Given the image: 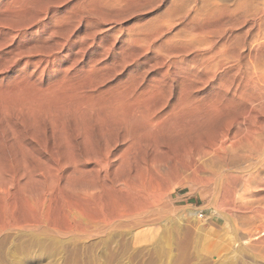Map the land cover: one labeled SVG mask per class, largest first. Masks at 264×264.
<instances>
[{
	"label": "rangeland",
	"instance_id": "obj_1",
	"mask_svg": "<svg viewBox=\"0 0 264 264\" xmlns=\"http://www.w3.org/2000/svg\"><path fill=\"white\" fill-rule=\"evenodd\" d=\"M236 1L237 0H228L226 4L229 3L232 5ZM223 2L225 1L0 0V40H6L5 42L7 43H0L1 46L2 44L4 45L2 46L3 48L0 46V62L2 63V65H4L9 64L8 61H10V66H3L7 69V71H5L6 69L2 70V65L0 66V69L2 68L0 71V88L3 85L2 88H4V90H10L13 87L15 88V85H17V87L20 86L21 88L24 85L23 87L28 89L31 87L30 90L35 89L34 91L37 93L39 98H41V95L43 94V99L45 98L44 100H46V104L44 103V100H42L41 105L43 106L40 105L41 107L37 108V111H39L40 113L36 111L34 115H27L25 111L26 109L24 110V107L22 106L13 107L14 110L15 108L19 110V112L15 110L17 113L13 110L14 114L12 113V111H8L12 108L6 110L7 112H9V115L7 112L3 111L4 109L0 107L2 111L0 112V118L3 117L2 121L0 119V169H2L0 171V173L2 172L0 177L3 176L1 177L3 179L0 178V207L3 208L0 210V215L2 214L0 218L2 219L3 216L7 223L23 220L24 217H27L29 213L31 214H29L30 217L35 216L33 207H30V204L27 205V201H25L29 197L26 196V198H22L21 196L23 195V197H25V195H29L30 197H32L35 193V186H32L34 184H42V179L43 181H46L44 182L45 185L42 184L40 185V187H38L42 190H47L45 191L47 195H50L49 193L53 191L51 193L52 196L50 195V198L49 196H47V201L48 199H50L49 201H52V204H54L52 205L51 203H46V206H48L46 207V209H49L47 215L50 218H47L49 221L46 219V222L42 227L35 225L36 227H38V229L41 227L38 230L39 232L36 231L37 228L35 226L34 227L36 230L33 226L26 227L23 222H16L17 224L14 223L15 227L11 226L9 227V229L6 228V230L1 229L3 227L0 224V264H264V189H259L257 191V194H259L256 195V200L249 204L250 208L249 206L245 209L234 206L232 207L231 205L229 206V202L227 200L225 201V198L222 195V191H218V187H216L217 185L213 183L215 181L206 180L205 178H203V175L201 173L194 174V177L192 168H188L190 154L193 153L195 149L199 147V145L201 146L202 144L212 143L216 135L219 134L218 131L220 132L227 124L229 118L232 117L233 111L226 110L231 114L227 115L228 112L224 110L225 112L222 113H226L225 115L218 113L213 115L209 119L198 121V124L196 122L189 123L190 125L186 124L185 126L178 128V130L175 132L166 133L168 137L165 133L161 134L157 138V144L159 145V147L156 148V152L149 149L152 147L151 145L154 144L151 140L146 138L147 140L145 139V141L144 138L137 136V126L133 125V123H130L132 126L130 125L128 127L129 123L128 125H126L127 123H122V125L118 120L113 119V121L111 120V126L110 123L103 124L100 119L97 118L98 114V117H100L99 111L101 112L100 106H102V104H107V102L110 101L116 102L119 101V99H121V101H124V103L126 101V103H131L132 101V105L130 103L129 105H126V110H129L128 108H133V106H135L134 108H137L141 113L144 111L148 112L149 115L147 113L145 114L144 112V114L146 115L145 117L152 116L149 112L153 110L152 112L155 111L154 113H152L154 114L153 116L159 115V117H165L166 120H174L180 118V113H178L179 109L177 111L175 110L177 107H179L177 105H183L185 103L192 105H203V101L206 102L209 98H211V96L216 97L218 95V97H220V93L218 92L219 90L217 88V84L221 80L219 70L217 71V74L213 75L211 72V74L209 73V69L206 71L205 64L208 60H205L204 58L213 54L211 51L214 52V48V53H217L220 47L221 41L219 40L222 39V35L220 34L222 33V27L221 20L219 22L220 11L218 10H220L219 7L223 4ZM262 2L263 0H255V3L259 6ZM216 7H218V9H216L214 13L210 14V10ZM36 13L37 15H35ZM245 24H247V22L242 24L241 26H238L236 29H234L233 32L235 33L244 31V29L246 28ZM12 34L15 35L12 36ZM250 34L247 35V40L250 39ZM211 38L214 39V41H211ZM207 39H209L208 41H210V43L207 42ZM249 41L250 40H248V42ZM48 53L52 57H50ZM52 54H54V56ZM217 56L218 55L215 54V57L211 60H216ZM36 66H38L39 68L36 69ZM186 69H188V71ZM185 71H187V74ZM183 72L187 77L183 75ZM24 74L26 76H24ZM19 75L23 78L25 77V81L28 76L29 80L27 79L28 82L26 83H36L34 85L35 87L33 88L32 84V86L30 84V86H25V81L23 80V78L19 77ZM32 75H34V77L37 75L38 78L35 77V79ZM205 75L208 76V79ZM64 76L66 80H64ZM182 76L186 77V79H191L192 82L190 80L188 81V79L184 80V77L182 78ZM193 76L198 78L195 79L193 78ZM17 77H19L18 80ZM58 77L63 79L65 83L67 81L69 85H67L66 83L67 87L65 86L64 88L63 85H65V83L60 84V82H63V80L61 79L60 82H57L59 81ZM56 78L58 79L56 80ZM31 79L32 82H29ZM37 79L40 80L37 81ZM209 79L212 81H210ZM71 80H73L72 83H70ZM5 81L9 85L4 83ZM16 81L18 84L16 83ZM18 81H22L23 83H20ZM51 82L52 86L59 84L56 85L57 87H55L58 89L63 88L62 90L64 96H66L67 94L68 96H70L69 94L74 92V95H71H73L72 97L75 98L71 99V96H66L63 98L62 91H58V93L60 92V95L57 94L56 90L54 91L53 89H51V91H54V93L56 92V95L53 93V102H48L47 99L49 100L50 97H52V92L47 88L49 87V84H51ZM55 82L56 84L53 85ZM189 82H191L192 87L191 84H188ZM200 82L203 83L200 84ZM1 83H4L5 86ZM47 83L49 84L47 87H45ZM70 84H73L72 86L76 84L74 87L76 88V86H78L77 89L80 86V91L78 92V90H69L70 88L68 86H70ZM61 85L62 87L59 88L58 86ZM52 86L49 88H52ZM66 88L68 89L67 92ZM188 88H190L189 92L187 90ZM44 89H47V91H44ZM141 89L145 90L141 91ZM181 89L183 91L186 90L184 94L186 96L185 98H183V95H179L180 91L181 94L184 93ZM4 90L0 91L5 92L6 90ZM8 90L6 92H8ZM40 90H43L42 92H45L46 96H48L44 97L45 94L42 92H40L42 94L39 95L38 93ZM70 91L71 93H69ZM154 91H156L157 93H155ZM76 92H78V95L76 94L77 97L75 96ZM143 92H145L147 95ZM84 93H88V95L92 94L90 95L91 100L95 98L93 100L98 101H91L89 99L90 96L87 95L86 97ZM133 93L137 94L136 96L139 102L137 101V98ZM127 94L130 97H126V99L121 96H127ZM110 95L114 96L115 99ZM116 95L118 97L120 96L121 98H116ZM179 96L180 99H178ZM79 97L81 100V102L79 103L81 105L75 103L76 101H79L75 100L79 99ZM108 97L111 99H109ZM201 97L203 98L200 99ZM58 98L59 101L61 99V102L66 101L67 107H70L69 110H73L74 113L69 110L67 111L68 108L66 109V104L64 102H62L63 105L62 103L60 104V102H55L58 101ZM62 98L64 100H62ZM182 98L185 100H183ZM189 98L192 99L188 100ZM127 99L129 100V102ZM67 100H69L70 105L67 103ZM195 100H198V104ZM91 102H93V104ZM140 102L145 106L147 105L148 108L140 104ZM71 103H74V107L73 104L71 105ZM84 103H86L85 105H93L91 106V108H94V110L91 109L88 105L85 107L82 106L84 105ZM174 104L177 105L175 106ZM48 105H50L49 108H51L52 111H50L51 109L49 110L48 107L46 108V106ZM58 105H62L64 108H62V106L57 107ZM141 105L143 107H141ZM77 106L80 107L78 108ZM55 107L57 108V110ZM76 107L81 110L78 111L80 115V112L82 111L85 113H91L89 116L91 118H89L87 117L88 113L84 114L82 112L81 116H84V119L82 117L79 119L81 121L84 120L82 121L83 126L80 124V120H77L79 114L76 116L77 112L75 111L78 110ZM172 107L175 109H173ZM191 107L190 108L193 109V106ZM22 108L23 110H21ZM53 108L55 110H53ZM59 108L60 110H58ZM159 108L161 109L159 110ZM96 109L98 113H96ZM171 109L175 110L174 113L173 111H170ZM20 110L22 111V113ZM63 110H65L66 112ZM90 110H92V112ZM157 110L159 111L157 112ZM45 111L46 115H44ZM49 111H54L55 114L54 112L50 114ZM23 112H25L26 116ZM69 112H71L74 116H72L71 114L70 116ZM2 113L4 115L7 114L9 117L5 115L7 118L6 119ZM11 113L13 114V116ZM37 113L42 115V117H38V121L36 120L37 117L35 118V116L38 115ZM47 114H49L48 117L52 116V114H57V118H59V116H62L61 118H59L61 121L63 120L62 118L65 117L63 120V124H60V120H58V123L55 124V122H57L56 116H52V118L55 120L54 122L51 117L50 119L47 118ZM43 115L46 118H43ZM226 115L227 117H231L227 118L225 117ZM11 116L14 119L11 118ZM16 116L19 119L17 121H15L17 119ZM31 116H34L33 118H35V122H33V118ZM260 116L261 115H259L257 120H261V118H263L262 116ZM27 118H29V120ZM42 118L44 119V122ZM71 118L72 121L74 118V122H71V120H69ZM213 118L216 120H212ZM20 119L21 121L23 120V122L26 119L24 122L25 124L23 122L22 124ZM45 119H48L47 122H50L52 119L53 123H47L49 124L47 125ZM29 122H31V125L29 124ZM36 122L38 124L40 123V125L37 124L36 126ZM75 122H77L76 125ZM27 123L30 126L27 125ZM11 124L13 127L10 126ZM32 124L35 127H32ZM25 125L29 129V132L31 134H29L28 129L24 127ZM52 125H58V127L60 126L59 128L62 127L63 131H65L63 133L62 131L60 132L58 127L55 128V131ZM8 126L10 127L8 128ZM16 126L18 128L15 131ZM40 126H42L41 128L43 132L41 129H38L40 128ZM11 127L12 129L14 127L15 128L12 130ZM18 129L21 131L18 132ZM36 131L39 132V135L35 134ZM40 131L42 133H40ZM33 134H35L36 136H34ZM108 135L110 136L109 138ZM130 135L135 138V140L132 139ZM129 139L131 141L130 144L134 143L132 144V146L129 144ZM174 140H176L177 142ZM179 141L181 142L179 143ZM13 142L14 145L12 144ZM186 142L189 143V146L186 144ZM19 143H21L22 146ZM182 143V146L184 148H182L181 146ZM127 144L131 146V148L128 150H130L131 152L132 149L133 152H135V155L133 154V152L130 153L128 150H125L127 149ZM41 146H44L45 148ZM21 147L25 151H27L24 152ZM40 148H42L43 150H41ZM108 148L111 150L108 151ZM135 148L136 151H134ZM104 150L106 152H109V156H111L109 157V159H113L109 160L108 164V176L110 178L127 176L129 174V171H135L136 169L138 170L141 166H150L153 160L158 162L157 160L167 161V159H176L177 162L181 164V167L179 166L178 169H175L174 167L172 168L173 163H170V168H172L171 170H166V174L163 173L164 171L160 172L163 174H161L162 176L160 177V182L165 192L163 191L164 194L161 195L159 199L151 205L149 213L143 215L138 222H129V224L127 225L114 226L101 230L102 228L100 229V227L102 224L100 222L88 219V217L84 218L78 216V214L76 213L71 214L73 213L71 212V207L76 201H78V196L75 193H78L80 185L89 182L90 177L93 178L96 176L95 170H97L98 167L94 163L95 158H97L99 155L104 154V152H102ZM188 151H190L191 153L189 152L190 154H188ZM122 153H127L125 155L126 157ZM89 155H91L92 157ZM122 155L123 157H125L124 159ZM139 155L142 158H139ZM165 156L167 157V159ZM38 157L40 158V160L38 159ZM33 159H37L34 160L35 163L33 162ZM130 159L132 162L130 161ZM149 159L151 162L149 161ZM36 161L38 162L36 163ZM39 161H43V163L41 162V164L45 168H47V170L45 169V171L49 174L44 175V173L46 172H43L44 167L40 166L41 164ZM140 161L143 163H141ZM206 162L210 166V161L206 160ZM38 163L40 164V169H37L39 168L36 166L38 165ZM134 164L136 165V167L134 166ZM27 166H29V168ZM86 166L88 169L86 168ZM94 166L97 168L95 169ZM113 166H115L116 170H114ZM209 166L207 167L208 169L211 167ZM72 167L73 169L77 168V172H80L78 171V169H83L81 172L83 176L79 178L81 173L78 174L77 172H75V170L74 172H72ZM89 167L93 170V172L95 171V173H92V170L89 169ZM120 167H122V170L120 169ZM213 167L208 171L212 172ZM84 168L87 169V171L85 170L86 172L84 171ZM88 170L91 171V175L89 179H87L88 177L85 179L83 178L85 175L84 173L90 174V171ZM30 171L32 173L34 172V174H32ZM115 171L117 172V174L114 173ZM25 173L28 178L25 176ZM100 173L102 174V172ZM40 174L48 177L41 178L39 177L41 176ZM51 174L54 175L49 177V175ZM25 177L27 178L26 180ZM30 178H32L31 182L33 179H35V182L33 181L30 184L27 181ZM36 178L38 180L41 179L39 180L40 182L37 181L38 183H36ZM76 178L78 179L77 183ZM4 179L6 181H3ZM8 179L10 182L7 181ZM23 179L24 183L27 182L29 184L26 183V185L24 186V183L22 181ZM80 179H85V183L82 180L80 181ZM176 180H180L182 182L181 186H179L175 191H170L169 188L171 184L175 183ZM1 181H3L4 183L2 182L1 184ZM50 181L52 183L55 182V184H53L55 186H53L54 190H51L52 187H49ZM66 181L67 183L69 181V183L64 184ZM79 181L81 184L79 183ZM11 182L14 183L12 184V186ZM18 183L21 185H19ZM48 183L49 186H47ZM73 183L75 185H73ZM15 185L16 187L18 186V192L23 193L20 194V196L15 189ZM4 186L8 187L6 188ZM58 186L60 189L58 188ZM64 186L66 189L62 188ZM19 187H22V191H19ZM67 187L68 189L70 188L69 191ZM4 188L6 189L4 190ZM27 188H29L28 191L30 192H27ZM55 188H58L57 191ZM103 188L104 189H102L100 194V197L103 199H100L101 201L104 200L108 208H110L111 204L107 203L108 194H106L107 192H110V189H106L105 187ZM13 189H15L14 191H16L17 193H14ZM31 190H33L34 192L33 195H30L32 193ZM48 190L51 191H49L48 193ZM6 191L8 192L7 194ZM24 192H27L29 194ZM54 192H56V194ZM10 194L12 197H9ZM16 194H18L19 197ZM63 194L67 195L68 198ZM70 195H74L77 200L75 197V199L72 197L74 199L73 200ZM16 196L17 199L16 201H14V198H16ZM7 197L9 199H7ZM52 197L54 200L52 199ZM65 197L67 199L71 198V201H73V203L70 200L69 202L71 203H69L67 199H65ZM55 198H58V201L57 199L55 201ZM20 199L25 203H23L22 201L21 203ZM9 200H11L10 203ZM101 201V205L105 204ZM7 202L8 204H6ZM55 202H57L59 206L55 205ZM17 204L18 206L15 207V205ZM19 204H24L22 206H25V208L19 206ZM69 204L71 207L69 206ZM55 206H58L59 209L61 208L60 210H62L63 213L60 210H57L58 207L56 209L58 212L54 211ZM62 206H64V208ZM107 206L104 205L103 207L105 208ZM31 208L33 210H31ZM50 208H52V210H50ZM22 209L27 214L25 212H22ZM29 210L31 212H29ZM87 212H91L92 215L97 213L95 209H89ZM16 213L18 216L16 215ZM21 213L26 215L24 216ZM49 213H51L52 216L56 215L57 213V215L53 217L55 218L54 222H57L55 223V225L54 223L52 224L53 218L51 219V215ZM60 213L64 214V219L61 218L62 214ZM6 215H8L7 218L9 217V221L6 218ZM65 217L67 220H69H65ZM57 218H59L60 220ZM4 219L0 221V223L2 222V225L5 222ZM11 219L12 221H10ZM56 219L58 221H55ZM66 221H71L70 224L74 228H70V225H68L70 229L67 228V226L65 227V225L68 224ZM76 221H79V224H76ZM90 221L93 225H91ZM93 221L95 222V226H98L97 228H94L95 226ZM47 222H49V224ZM46 223L48 225H46ZM58 224H60V226ZM84 224H87L85 230ZM52 225L53 227H55H51ZM61 225L64 228H61ZM48 226L50 229L53 228V231H49V229H47ZM16 227L18 231L12 229H16ZM29 227H31V230L28 229ZM43 227H45V229ZM57 227L60 228L58 229ZM78 227H83V229L79 230ZM87 228L90 229L87 230ZM32 229L35 231H32ZM56 229L58 230L56 231ZM68 229L72 232H75H68ZM78 231L81 233H79ZM88 231H92L93 233H90ZM43 233H45V235Z\"/></svg>",
	"mask_w": 264,
	"mask_h": 264
},
{
	"label": "bare ground",
	"instance_id": "obj_2",
	"mask_svg": "<svg viewBox=\"0 0 264 264\" xmlns=\"http://www.w3.org/2000/svg\"><path fill=\"white\" fill-rule=\"evenodd\" d=\"M223 1H225V2H223V4L219 7L220 8V10H218V11H220V19H219V22H220V20H221V29H222V33H220L221 35H222V39L221 40H219V41H221V44H220V47H219V49H218V51H217V53H214L215 52V48H214V52L213 51H211L213 54H211L210 56H206V58H204L205 60H210L209 62L208 61H206L207 63L205 64V69H206V71L208 70L209 71V73L211 72L212 73V75L213 74H217V71L219 70V74H220V78H221V80H220V82L217 84V88H218V92L220 93V97H218V95H217V93H216V97H214V96H211V98H209L206 102H204L203 101V105H192V104H187V103H185V104H179V105H177V106H179V107H177L176 109L175 108H173L174 107V105H173V109H175L176 111L178 110V113H180V118L178 119H168V120H166V118L164 117V118H162V117H159V115L158 116H153L154 114H152V113H154V112H152V111H150L149 113L152 115V116H150V117H145L146 115V113L148 114V112H145L144 110H141V111H144L145 112V114H144V112H140V111H138V109L137 108H134L135 106H133V108L132 107H130V108H128L129 110H126V105L128 104L129 105V100H128V102L129 103H124V101H121V99H119V101H114V102H107V104L105 103L104 105L102 104V106H100L101 107V112L99 111V113H100V117H98L99 116V114H98V116H97V118H99L100 119V121L103 123V124H108V123H110L111 124V126H112V123H111V120L113 121V119H116V120H118L119 122H120V124H122V123H127L126 125H128V123H129V125H128V127L131 125L130 123H133V125H136L137 126V130H136V132H138V135L137 136H140V137H142V138H144V140L147 138V139H149V140H151L154 144L153 145H151L152 147L151 148H149V149H151L152 151H155L156 152V148H158L159 147V145L157 144V138L161 135V134H163V133H171V132H175V131H177L178 130V128H180V127H183V126H185L186 124H189V123H197L198 121H201V120H206V119H209V118H211L213 115H215V114H222V115H225V114H223L222 112H225L226 110H231V111H233V115H232V117L231 116H229V117H231V118H229V117H227V115H229L230 113L228 112V111H226V112H228L227 113V115L225 116V117H227V118H229V120L227 121V124L225 125V127L219 132L218 131V135H216V137L214 138V140L212 141V143H210V144H202L201 146L199 145V147H195L196 149H195V151L193 152V153H191L190 151H188V154H190V156H189V158H190V161H189V165H188V168H192V173H193V176H194V174H197V173H201L202 175H203V178H205L206 180H212V181H215V182H213L214 184H216L215 186L216 187H218L217 189H218V191L219 190H221L222 191V195H223V197L225 198V201L227 200L228 202H229V206L231 205L232 207L234 206V207H240V208H247L248 206H249V204H251L254 200H256L255 198H256V195H258L257 194V191L259 190V189H264V0H263V2L261 3V5L259 6V5H257L256 3H255V0H237L234 4H229V3H227L226 4V2L228 1V0H223ZM95 5V4H94ZM98 5V4H97ZM216 9H218V7H216V8H212V10H210L211 11V13L210 14H212V13H214L215 12V10ZM18 12V11H17ZM40 14V13H39ZM25 15V14H24ZM35 15H37V13L35 14ZM13 16H14V14H13ZM35 17V16H34ZM6 19V18H5ZM4 20V19H3ZM13 20V19H12ZM8 21V20H7ZM24 22V21H23ZM247 22V24H245L246 25V28L244 29V31H242V32H233L234 31V29H236L238 26H241L242 24H244V23H246ZM28 24V23H27ZM29 25V24H28ZM27 26V25H26ZM25 26V27H26ZM25 27H23V28H25ZM243 27H245V26H243ZM18 29V28H17ZM16 29V30H17ZM25 30V29H24ZM24 30H23V32H24ZM241 30V29H240ZM19 31H20V29H19ZM14 32V31H13ZM193 32V31H192ZM251 33V34H250ZM22 34V33H21ZM25 34V33H24ZM57 34V33H56ZM248 34H250L251 35V37H250V39H248V40H250L249 42H248V40H247V35ZM13 35H15V34H12V36ZM13 38V37H12ZM16 38V37H15ZM219 38H220V36H219ZM218 38V39H219ZM210 39V38H209ZM209 39H207V42L208 43H210V41H208ZM214 41V39H212L211 38V41ZM246 40H247V42H246ZM1 42L0 43H2V42H5L4 40L2 41V40H0ZM206 42V43H207ZM6 43V42H5ZM205 43V44H206ZM212 43H214V42H212ZM7 44V43H6ZM213 45V44H212ZM211 45V46H212ZM1 46V45H0ZM2 46H4L3 44H2ZM1 46V47H2ZM205 46H207V45H205ZM219 46V45H218ZM213 47V46H212ZM212 47H210V48H212ZM3 48V47H2ZM168 49V48H167ZM62 51V50H61ZM49 54V53H48ZM56 54H58V53H56ZM215 54L216 55H218L217 56V59L216 60H211V59H213L214 57H215ZM50 55V54H49ZM53 56H54V54H52ZM48 56V55H47ZM55 56H57V55H55ZM45 57V56H44ZM50 57H52L51 55H50ZM49 57V58H50ZM46 59V58H45ZM39 61V60H38ZM9 62V64H10V61H8ZM1 63V62H0ZM46 63H47V61H46ZM9 64H4V65H2V63L0 64V66L3 68H1L2 70H4V69H6V68H4L5 67V65L7 66V65H9ZM30 64V63H29ZM96 64V63H95ZM42 65V64H41ZM43 65H44V63H43ZM201 65V64H200ZM4 66V67H3ZM10 66V65H9ZM8 66V67H9ZM28 66V65H27ZM198 66V65H197ZM196 66V67H197ZM202 66V65H201ZM204 66V65H203ZM200 67V66H199ZM26 68V67H25ZM37 68H39L38 66H36V69ZM201 68V67H200ZM200 68H198V69H200ZM1 69H0V71H1ZM26 70V69H25ZM64 70V69H63ZM177 70H179V69H177ZM187 71H188V69H186ZM190 70V69H189ZM192 70V69H191ZM195 70V69H194ZM204 70V69H203ZM5 71H7V69L5 70ZM187 71H185L186 72V74H187ZM199 71V70H198ZM21 72H22V70H21ZM26 72V71H25ZM34 72V71H33ZM36 72V71H35ZM46 72V71H45ZM65 72V71H64ZM63 72V73H64ZM177 72V71H176ZM191 72H193V71H191ZM197 72V71H196ZM18 73V72H17ZM28 73V72H27ZM44 73V72H43ZM63 73H62V75H63ZM206 73V72H205ZM210 73V74H211ZM22 74V73H21ZM65 74V73H64ZM182 74V73H181ZM209 74V75H210ZM28 75V74H27ZM29 75H30V73H29ZM28 75V76H29ZM179 75V74H178ZM183 75H185L184 74V72H183ZM208 75V74H207ZM23 76V75H22ZM24 76H26L25 74H24ZM28 76H27V79H28ZM33 76V78H35V77H37V75L34 77V75H32ZM186 76V75H185ZM206 76V75H205ZM215 76H217V75H215ZM219 76V75H218ZM16 77V76H15ZM14 77V78H15ZM19 77H21L20 75H19ZM19 77H17V80H18V78ZM62 77V76H61ZM67 77V76H66ZM184 76H182V78H183ZM187 77V76H186ZM186 77H184V80L186 79ZM191 77V76H190ZM207 77V79H208V76H206ZM13 78V79H14ZM21 78H23V77H21ZM29 78H31V77H29ZM32 78V79H33ZM38 78V77H37ZM59 78V81H57V82H60V77H58ZM58 78H56V80L58 79ZM64 78H65V76H64ZM68 78V77H67ZM193 78H198V77H194L193 76ZM193 78H192V80H193ZM210 78H212V77H210ZM10 79V78H9ZM16 79V78H15ZM25 79V77L23 78V80ZM26 79V81L24 82V84L26 83V82H28V80ZM32 79L29 81V82H32ZM36 79V78H35ZM35 79H34V81H35ZM41 79V78H40ZM40 79H37V81L38 80H40ZM188 79V78H187ZM186 79V80H187ZM19 80H21V79H19ZM55 80V79H54ZM61 80H63V79H61ZM64 80H66V78L64 79ZM63 80V82H60V84L61 83H65V81ZM70 80V79H69ZM68 80V81H69ZM191 81V79H188V81ZM210 80V79H209ZM214 80V79H213ZM12 81H14V80H12ZM33 81V82H34ZM52 81V80H51ZM72 81L73 80H71L70 81V83H72ZM195 81H197V80H195ZM198 81H199V79H198ZM210 81H212V80H210ZM9 82V81H8ZM18 82H20V83H23L22 81H18ZM53 82V81H52ZM52 82H51V84H49V83H47L46 85H45V87H47L48 86V84H49V87H51L52 86ZM77 82V81H76ZM192 82V81H191ZM191 82H189L188 84H191ZM194 82V81H193ZM4 83H6V84H8L6 81L4 82ZM4 83H1V84H4ZM10 83H11V81H10ZM16 83H17V81H16ZM19 83V84H20ZM35 83V82H34ZM41 83V82H40ZM39 83V84H40ZM66 83H67V81H66ZM66 83H65V85H63V87L65 88V86L67 87V85H69L68 83H67V85H66ZM203 83V82H202ZM201 82H200V84H202ZM205 83H207V82H205ZM205 83H204V85H205ZM213 83V82H212ZM13 84V83H12ZM18 84V83H17ZM33 85V88L35 87L34 85L36 84H33V83H26L25 84V86L26 85ZM56 84V82L53 84V85H55ZM9 85V84H8ZM21 85H23V84H21ZM29 85V86H30ZM31 85V86H32ZM56 85H59V84H56ZM55 85V86H56ZM62 85L61 86H58L59 88H61L62 87ZM73 84H70V86H72ZM76 84H74V86H75ZM79 85V84H78ZM82 85V84H81ZM4 86H5V84H4ZM16 87L14 88H12V89H10V90H8V92H6L5 90H4V88H2L3 87V85L1 86V88H0V90H4L5 92H1L0 91V107L2 108V109H4L3 111H5V112H7L6 110H8V109H11V110H8L9 112H11L12 111V113L14 114V111L15 110H17L16 108H15V110L13 109V107H16V106H22V107H24V110L26 111V114L27 115H34L35 113H36V111H37V108H40L41 106H43V105H41L42 103V100H44L43 99V94L42 93H44L45 94V92H42L43 90H40L39 91V95H41L42 97V99L41 98H39V96L37 95V93L34 91L35 89H33V90H30V88L28 89V88H25V87H23L22 86V88L19 86V87H17V85H15ZM38 86V85H37ZM41 86V85H40ZM55 86H52V88H49V87H47L48 89H50V91H51V89H53L54 91L56 90L57 91V94H60V92L58 93V91L60 90V91H62V97L64 98V97H70L71 96V99H74L75 97H72L74 94V92L73 93H71V91L69 92V93H71V94H73V95H71V94H69L70 96H68V94L66 95V96H64V93H63V88L62 89H58V88H56ZM70 86H68L70 89L69 90H78V92L80 91L79 90V88L81 89V87L79 86V88L77 89V87L78 86H76V88L74 87V86H72V87H70ZM190 86V85H189ZM203 86V85H202ZM43 87V86H42ZM56 88V89H54V88ZM73 87H74V89H73ZM183 87V86H182ZM181 87V88H182ZM191 87H192V84H191ZM190 87V88H191ZM214 87V86H213ZM10 88H11V86H10ZM44 88V87H43ZM42 88V89H43ZM153 88H155V87H153ZM190 88H188L187 90H188V92H189V90H190ZM36 89H37V87H36ZM67 89V88H66ZM185 89V88H184ZM47 91V89H44V91ZM145 90V89H144ZM144 90H142L141 89V91H144ZM151 90H152V88H151ZM154 90V89H153ZM158 90V89H157ZM182 90V89H181ZM54 91H51L52 93V97H50V99L49 100H51V98H52V100L51 101H49L48 99H47V101L48 102H53V98H54V94L56 93H54ZM64 91H65V89H64ZM68 91V89L66 90V92ZM83 91H84V89H83ZM183 91V90H182ZM38 92V91H37ZM40 92H42V93H40ZM48 92H49V90H48ZM78 92H76L75 93V96L77 97V95H78ZM122 92V91H121ZM129 92V91H128ZM146 92V91H145ZM145 92H143V93H145ZM155 93H157L156 91H154ZM153 92V93H154ZM184 93H182L181 94V91H180V94L179 95H183L184 97L183 98H185L186 96L184 95L185 94V92H186V90L185 91H183ZM187 92V93H188ZM211 92V91H210ZM54 93V94H53ZM138 93V92H137ZM154 93V94H155ZM206 93V92H205ZM218 93V94H219ZM48 94V93H47ZM50 94V93H49ZM77 94V95H76ZM85 94V93H84ZM121 94V93H120ZM132 94V93H131ZM133 94H135V93H133ZM146 94V93H145ZM151 94V93H150ZM207 94V93H206ZM56 95V94H55ZM61 95V94H60ZM86 95V97H87V95H88V93L87 94H85ZM90 95H92V94H90ZM90 95H88V96H90ZM137 94H135L134 96L137 98V96H136ZM147 95V94H146ZM187 95V94H186ZM189 95V94H188ZM202 95V94H201ZM48 96V95H47ZM46 96V94H45V96L44 97H47ZM82 96V95H81ZM111 96V95H110ZM124 99H126V97H130V96H128V94H127V96L126 95H121ZM145 96V95H144ZM196 96V95H195ZM210 96V95H209ZM56 97V96H55ZM83 97V96H82ZM86 97H85V100H86ZM93 97H96V96H93ZM112 98H114V96H111ZM118 96L116 95V98H117ZM139 97V96H138ZM148 97V96H147ZM146 97V98H147ZM151 97V96H150ZM198 97H200V96H198ZM213 97V98H212ZM62 98V100H64ZM100 98V97H99ZM109 98V97H108ZM118 98H121L120 96L118 97ZM122 98V99H123ZM132 98V97H131ZM182 98V99H183ZM196 98V97H195ZM203 97H201L200 99H202ZM207 98V97H206ZM67 99V98H66ZM90 100H91V96H90V98H89ZM88 99V100H89ZM93 99H95V98H93ZM92 99V100H93ZM109 99H111V98H109ZM108 99V100H109ZM115 99V98H114ZM135 99V98H134ZM154 99V98H153ZM178 99H180V96H179V98ZM177 99V100H178ZM181 99V100H182ZM190 99H192V98H189L188 100H190ZM75 100H79V101H76L75 103H78L79 105H81L79 102H81V100H80V97H79V99H75ZM84 100V99H83ZM84 100V101H85ZM91 100V101H92ZM183 100H185V99H183ZM194 100V99H193ZM192 100V101H193ZM198 100H199V98H198ZM198 100H195V101H197V104H198ZM204 100V99H203ZM206 100V99H205ZM68 102V104H69V100H67ZM74 101V100H73ZM83 101V102H84ZM94 102L96 101V100H93ZM98 101V100H97ZM96 101V102H97ZM137 101H138V98H137ZM136 101V102H137ZM191 101V102H192ZM46 102V100H44V103ZM47 102V103H48ZM55 102H57V103H59L60 102V104L62 103V102H64L65 104H66V101H62L61 102V99H60V101H59V98H58V101H55ZM83 102H82V104H83ZM87 102V101H86ZM102 102V101H101ZM133 102H135V101H133ZM139 102V101H138ZM201 102V101H200ZM92 104H93V102H91ZM131 103H132V101H131ZM130 103V104H131ZM176 103V102H175ZM193 103H195V102H193ZM46 104V103H45ZM65 104H64V106H65ZM73 104V107H74V103H71V105ZM86 103H84V105H82V106H87V105H85ZM135 104V103H134ZM139 104V103H138ZM138 104H137V106H138ZM140 104H142L143 105V103H141L140 102ZM139 104V105H140ZM149 104V103H148ZM41 105V106H40ZM51 105V104H50ZM50 105H48V106H46V108L48 107H50ZM55 105V104H54ZM57 105V104H56ZM62 105H63V103H62ZM62 105H58L57 107H59V106H62ZM70 105V104H69ZM75 105H77V104H75ZM132 105V104H131ZM141 105V107H143V106H145V105H143L142 106ZM165 105H166V102H165ZM175 105V106H176ZM45 106V105H44ZM90 108H91V106H93V105H91L90 106V104L88 105ZM150 106V105H149ZM191 106H193V109H191L192 107ZM53 107V106H52ZM78 108L80 107V106H77ZM76 107V108H77ZM96 107V106H95ZM128 107V106H127ZM140 107V106H139ZM146 108H148V106L146 105L145 106ZM164 107V106H163ZM169 107V106H168ZM171 107V106H170ZM191 107V108H190ZM56 108V107H55ZM61 108V107H60ZM60 108L58 109V110H60ZM62 108H64L63 106H62ZM68 108V109H67ZM69 108L70 107H67V104H66V109H67V111L69 110ZM77 108V109H78ZM89 108V109H90ZM97 108V107H96ZM132 108V109H131ZM162 108V107H161ZM161 108H159V110L161 109ZM51 108H49V110H50ZM72 109H75V108H72ZM86 109V108H85ZM91 109H93L94 110V108H91ZM145 109V108H144ZM173 109H171L170 111L172 112L173 111V113H174V111L175 110H173ZM14 110V111H13ZM21 110H23V108L21 109ZM20 110V111H21ZM43 110V109H42ZM53 110H55L54 108H53ZM56 110H57V108H56ZM159 110H157V112L159 111ZM225 110V111H224ZM18 112H19V110H17ZM44 111V110H43ZM50 111H52V109L50 110ZM49 111V112H50ZM63 111H65V110H63ZM69 111H71L72 113H74V111L73 110H69ZM78 111H81L80 109H78V110H76L75 112H77V114H76V116L79 114V112ZM89 111V110H88ZM91 112H92V110H90ZM146 111H147V109H146ZM148 111H149V109H148ZM162 111H164V110H162ZM0 112H2L1 111V109H0ZM9 112H7L8 113V115H9ZM16 112V111H15ZM37 112H39V111H37ZM54 112V111H53ZM53 112H50V114L51 113H53ZM60 112V111H59ZM58 112V113H59ZM66 112V111H65ZM71 112H69V115L71 114L72 116H74ZM83 112V111H82ZM82 112H80L81 113V115H82ZM86 112H87V110H86ZM167 112H169V111H167ZM11 113V114H12ZM17 113V112H16ZM21 113H22V111H21ZM24 113V115H25V112H23ZM40 113V112H39ZM39 113H37L38 115L37 116H35V118H36V120L37 119H39L38 117H42V115H40ZM48 113V112H47ZM57 113V114H58ZM84 114H87L88 113V115H87V117H89L90 116V114L91 113H89V112H87V113H85V112H83ZM96 113H98L97 112V109H96ZM177 113V114H178ZM3 114V113H2ZM13 114H12V116H13ZM42 114V113H41ZM43 114H44V112H43ZM54 114H55V112H54ZM54 114H52V116L54 117V116H56V115H54ZM62 114V113H61ZM66 114V113H65ZM67 114H68V112H67ZM66 114V115H67ZM144 114V115H143ZM157 114V113H156ZM161 114V113H160ZM170 114V113H169ZM4 115V114H3ZM2 115V116H3ZM5 115H7V114H5ZM4 115V116H5ZM7 115V116H8ZM44 115H46V111H45V114ZM43 115V118L45 117ZM48 115L49 114H47V118L48 119H50V117L52 118V116H49L48 117ZM59 115V114H58ZM70 115V116H71ZM80 114H79V116L77 117V120H80L79 118H81L82 116H81ZM149 115V114H148ZM166 115V114H165ZM174 115H176V114H174ZM231 115V114H230ZM259 115H261L263 118H261V120H257V118L259 117ZM11 116V118H13ZM26 116V115H25ZM86 116V115H85ZM162 116V115H161ZM167 116V115H166ZM260 116V117H261ZM9 117V116H8ZM17 117V116H16ZM32 117V116H31ZM34 117V116H33ZM32 117V118H33ZM62 117V116H61ZM60 116H59V118H61ZM87 117H86V119H87ZM168 117H169V115H168ZM3 118V117H2ZM2 118H0L1 119V121H2ZM5 118H6V116H5ZM30 118V117H29ZM29 118H27L28 120H29ZM35 118H33L32 120H33V122H35ZM42 118V120H43V122H44V119ZM46 118V117H45ZM56 118H57V116H56ZM55 118V119H56ZM59 118H57V122H55V120H54V122H55V124H57L58 123V120H60ZM65 118V117H64ZM64 118H62L63 120H64ZM67 118H69V117H67ZM75 118V117H74ZM74 118H73V121H72V118L71 119H69V120H71V122H74ZM83 119H84V116L82 117ZM89 118H91V117H89ZM88 118V119H89ZM92 118H93V115H92ZM7 119V118H6ZM6 119H5V121H6ZM14 119V118H13ZM16 119V118H15ZM48 119H45L46 120V124L47 123H53L52 121V119H51V121L50 122H47V120ZM85 119V120H86ZM222 119V118H221ZM12 120V119H11ZM17 120H19L18 119V117H17V119L15 120V121H17ZM26 120V119H25ZM25 120H24V122H25ZM31 120V119H30ZM61 121L60 122V124L62 125L63 124V122L64 121ZM212 120H216V119H212ZM211 120V121H212ZM223 120V119H222ZM3 121H4V119H3ZM8 121V120H7ZM9 121H10V119H9ZM13 121V120H12ZM20 121H21V119H20ZM38 121V120H37ZM76 121V120H75ZM82 121H84V120H82ZM82 121L80 120L79 122H81L80 124L82 125L83 123H82ZM23 122V120L21 121V123ZM23 122V123H24ZM26 122H28V121H26ZM91 122V121H90ZM96 122V121H95ZM117 122V121H116ZM205 122V121H204ZM207 122V121H206ZM210 122V121H209ZM224 122V121H223ZM5 123H7V122H5ZM11 123V122H10ZM22 123V124H23ZM31 122H29V124H30ZM66 123H67V121H66ZM25 124V123H24ZM28 123H27V125H29ZM34 124V123H33ZM33 124H32V127H35V126H33ZM37 122H36V126H37ZM45 124V125H46ZM49 124H47V125H49ZM74 124V123H73ZM77 124V122H75V125ZM89 124V123H88ZM198 124V123H197ZM7 125H9V124H7ZM31 125V124H30ZM29 125V126H30ZM38 125H40V123L38 124ZM44 125V124H43ZM96 125H98V124H96ZM102 125V124H101ZM123 125V124H122ZM125 125V124H124ZM190 125V124H189ZM10 126H12V124L10 125ZM10 126H8V128L10 127ZM19 126V125H18ZM78 126V125H77ZM83 126V125H82ZM85 126V125H84ZM87 126V125H86ZM90 126V125H89ZM132 126V125H131ZM135 126V127H136ZM13 127V126H12ZM12 127H11V129H12ZM21 127V126H20ZM19 127V128H20ZM23 127V126H22ZM24 127H26V125L24 126ZM39 127V126H38ZM42 126H40V128H38V129H41L42 130V128H41ZM52 127H54L53 129L56 131V127H58V125H52ZM60 127V126H59ZM58 127V129L60 130V132L62 131V133L65 131H63V129H62V127L61 128H59ZM104 127V126H103ZM15 128V127H14ZM13 128V129H14ZM17 126H16V129H15V131L17 130ZM64 128V127H63ZM76 128V127H75ZM90 128V127H89ZM131 128V127H130ZM10 129V130H11ZM12 129V130H13ZM23 129V128H22ZM25 129V128H24ZM26 129H28L27 127H26ZM31 129V128H30ZM34 129V128H33ZM43 129H44V127H43ZM47 129V128H46ZM53 129H52V131H53ZM62 129V130H61ZM36 130V129H35ZM58 130V131H59ZM86 130H88V129H86ZM19 131H21V130H19L18 129V132ZM23 132V131H22ZM25 132V131H24ZM28 132H29V129H28ZM34 132V131H33ZM37 132V131H36ZM35 132V134H37V135H39V132H37L36 133ZM42 132H43V130H42ZM41 131H40V133H42ZM101 133V132H100ZM108 133V132H107ZM214 133H216V132H214ZM5 134V133H4ZM26 134H27V132H26ZM29 134H31L30 132H29ZM35 134H33L34 136H36ZM55 134V133H54ZM66 134V133H65ZM65 134H62V135H65ZM103 134H104V132H103ZM106 134V133H105ZM109 134V133H108ZM128 134H129V132H128ZM164 134V135H165ZM59 135V134H58ZM110 135V134H109ZM108 135V138L110 137ZM173 135V134H172ZM20 136V135H19ZM24 136V135H23ZM43 136V135H42ZM103 136V135H102ZM166 136H167V134H166ZM180 136V135H179ZM10 137H12V136H10ZM16 137V136H15ZM15 137H13V138H15ZM30 137V136H29ZM32 137V136H31ZM41 137V136H40ZM40 137H38V138H40ZM61 137V136H60ZM130 137H132L131 135H130ZM168 137V136H167ZM181 137V136H180ZM28 138V137H27ZM62 138V137H61ZM66 138V137H65ZM107 138V139H108ZM212 138V137H211ZM34 139V138H33ZM36 139V138H35ZM42 139V138H41ZM126 139V138H125ZM132 139H134L135 140V138H133L132 137ZM146 139V140H147ZM213 139V138H212ZM11 140H14V139H11ZM16 140V139H15ZM44 140V139H43ZM43 140H41V141H43ZM106 140V139H105ZM137 140H138V138H137ZM140 140V139H139ZM145 140V141H146ZM168 140V139H167ZM9 141V140H8ZM17 141V140H16ZM161 141V140H160ZM174 141H176V140H174ZM184 141H186V140H184ZM130 139H129V144H130ZM171 142V141H170ZM177 142V141H176ZM181 141H179V143H180ZM68 143V142H67ZM108 143V142H107ZM10 144V143H9ZM13 145H14V142L12 143ZM11 144V145H12ZM21 146H22V144L21 143H19ZM18 144V145H19ZM129 144H127L128 146H129ZM132 144H134V143H132ZM132 144H130L131 146H132ZM142 144V143H141ZM146 144V143H145ZM171 144V143H170ZM186 144L189 146V143H187L186 142ZM67 145V144H66ZM136 145V144H135ZM135 145H133V146H135ZM144 145V144H143ZM150 145V144H149ZM148 145V146H149ZM183 145V143L181 144V146ZM186 145V146H187ZM10 146V145H9ZM37 146V145H36ZM40 146V145H39ZM38 146V147H39ZM68 146V145H67ZM127 146V149H125L126 151L128 150V149H130L131 148V146H129L128 147ZM187 146V147H188ZM14 147V146H13ZM17 147V146H16ZM20 147V146H19ZM18 147V148H19ZM41 147H44V146H41ZM107 147V146H106ZM137 147V146H136ZM176 147V146H175ZM45 148V147H44ZM70 148V147H69ZM126 148V147H125ZM146 148V147H145ZM182 148H184L183 146H182ZM21 149H23L22 147H21ZM25 149H26V147H25ZM41 150H43L42 148H40ZM134 149V148H133ZM12 150V149H11ZM24 150V149H23ZM105 150H106V148H105ZM102 151V152H104V154H102V155H99L97 158H95V165L98 167V169L97 170H95L96 171V173H95V171L93 172V170L89 167V169H91L92 170V173H95V177H93V178H91L90 177V175H91V171L90 170H88V171H90V174H89V176H88V174L87 173H84V171L86 170L87 171V166H86V168H84V171H83V173L85 174V175H87V176H85L84 175V177L83 178H87V179H89V177H90V181L89 182H87V183H85L84 182V180L85 179H80V181L82 180L85 184H81L80 183V181H79V183L81 184L80 185V188L78 189V188H76V189H78V193H75L77 196H78V201H76L77 200V198L74 196V195H70V197L72 198H76V202L74 203V205L71 207L70 206V204H69V206L71 207V212H73V213H71V214H74V213H76V214H78V216H81V217H84V218H87L88 217V219H91V220H94V221H98V222H100L102 225H101V227H100V229L101 230H103V229H105V228H110V227H114V226H121V225H127V224H129V222H138L141 218H142V216L143 215H145V214H147V213H149V211H150V207H151V205L154 203V202H156L158 199H159V197L161 196V195H163L164 193H163V191H164V188L161 186V182H160V177L163 175L162 173H160V172H163L164 174H166L167 173V171L166 170H171L173 167L175 168V169H178L179 168V166L181 167V164H179L178 162H177V160L176 159H167V157H166V159H167V161L166 160H157L158 162H156V161H150V159H149V161L151 162V165L150 166H141L138 170L136 169L135 171L133 170V171H129V174L127 175V176H123V177H119V178H110L109 176H108V171H109V160H111V159H109V157H111V156H109V152H106V151ZM109 150H111V149H109L108 148V151ZM124 150V151H125ZM150 150V151H151ZM188 150V149H187ZM194 150V149H193ZM27 151V150H26ZM25 150H24V152H26ZM129 152H130V150H128ZM134 151H136V148H135V150ZM151 151V152H152ZM170 151V150H169ZM23 152V151H22ZM31 152V151H30ZM123 152V151H122ZM131 152H133V150L131 149ZM130 152V153H131ZM150 152V153H151ZM190 152V153H189ZM16 153H17V150H16ZM19 153V152H18ZM29 153V152H28ZM83 153V152H82ZM86 153H87V151H86ZM130 153H129V155H130ZM161 153V152H160ZM172 153V152H171ZM24 154V153H23ZM119 154V153H118ZM121 154V153H120ZM123 154V153H122ZM127 154V153H126ZM126 154H123L124 156L126 155ZM133 154L135 155V152H133ZM152 154V153H151ZM83 155V154H82ZM85 155V154H84ZM95 155V154H94ZM117 155V154H116ZM123 155H122V157H123ZM134 155H133V157H134ZM140 155H141V153H140ZM139 155V158L141 157ZM174 155V154H173ZM24 156V155H23ZM35 156V155H34ZM70 156H73V155H70ZM89 156H91V155H89ZM120 156V155H119ZM152 156V155H151ZM18 157V156H17ZM44 157V156H43ZM92 157V156H91ZM121 157V156H120ZM119 157V158H120ZM126 157V156H125ZM125 157H123V159L125 158ZM157 157V156H156ZM33 158V157H32ZM31 158V159H32ZM72 158V157H71ZM74 158V157H73ZM115 158H116V156H115ZM128 158V157H127ZM142 158V157H141ZM4 159V158H3ZM38 159L40 160V158L38 157ZM87 159V158H86ZM156 159V158H155ZM161 159V158H160ZM14 160V159H13ZM34 160H37V159H33V162H34ZM42 160V159H41ZM88 160V159H87ZM113 160V159H112ZM122 160V159H121ZM133 160V159H132ZM206 160H209L210 161V166L208 165V163L206 162ZM17 161V160H16ZM22 161V160H21ZM60 161V160H59ZM70 161V160H69ZM130 161H131V159H130ZM148 161V160H147ZM7 162V161H6ZM19 162H20V160H19ZM23 162H24V159H23ZM26 162V161H25ZM38 161H36V163H37ZM40 162V161H39ZM42 163H43V161H41ZM41 162H40V164H41ZM120 162V161H119ZM123 162V161H122ZM132 162V161H131ZM135 162V161H134ZM141 162V161H140ZM35 163V162H34ZM69 163V162H68ZM87 163V162H86ZM118 163V162H117ZM125 163V162H124ZM127 163V162H126ZM129 163V162H128ZM141 163H143V162H141ZM149 163V162H148ZM148 163H147V165H148ZM152 163H153V165H152ZM170 163H173V165H172V168H170ZM211 163H212V165H211ZM1 164V163H0ZM31 164V163H30ZM39 163H38V165H36L37 167H39V168H37V169H40V166H43L42 164L40 165ZM83 164V163H82ZM133 164V163H132ZM156 164V165H155ZM13 165V164H12ZM22 165V164H21ZM40 165V166H39ZM44 165H45V163H44ZM117 165V164H116ZM120 165V164H119ZM137 165H138V163H137ZM144 165H145V163H144ZM17 166H18V164H17ZM25 166V165H24ZM64 166V165H63ZM118 166V165H117ZM122 166V165H121ZM124 166H126V165H124ZM134 166L136 167V165L134 164ZM210 167V168H212L213 166H216V167H213V170H212V172H209L208 170H210V168L208 169L207 167ZM3 167V166H2ZM28 168H29V166H27ZM26 167V168H27ZM33 167V166H32ZM44 167V166H43ZM42 167V168H43ZM75 167V166H74ZM95 167V166H94ZM97 167H95V169L97 168ZM134 167V168H135ZM157 167V168H156ZM41 168V169H42ZM49 168V167H48ZM83 168V167H82ZM113 168H114V170H116L115 169V166H113ZM122 167H120V169H121ZM45 169L47 170V168H45L44 167V170H43V172H46L45 171ZM53 169V168H52ZM72 169H73V167H72ZM77 169V168H76ZM76 169L74 168L73 169V171L72 172H74V170H75V172H77L76 171ZM112 169V168H111ZM118 169V168H117ZM2 169H0V171H1ZM4 170V169H3ZM27 170H29V169H27ZM51 170V169H50ZM83 170V169H82ZM82 170H81V168L80 169H78V171H80V172H77L78 174L79 173H81L82 172ZM113 170V169H112ZM119 170V169H118ZM117 170V171H118ZM122 170V169H121ZM5 171V170H4ZM21 171H23V170H21ZM33 171H35V170H33ZM49 171V170H48ZM85 171V172H86ZM165 171H166V173H165ZM9 172H10V170H9ZM31 172V171H30ZM37 172H39V171H37ZM51 172V171H50ZM100 172H102V174L100 173ZM123 172V171H122ZM190 172V171H189ZM2 173V172H1ZM1 173H0V175H1ZM5 173V172H4ZM27 173V172H26ZM26 173H25V176H26ZM32 173V172H31ZM114 173H116L117 174V172L115 171ZM124 173V172H123ZM9 174V173H8ZM12 174V173H11ZM30 174V173H29ZM32 174H34V172L32 173ZM38 174V173H37ZM36 174V175H37ZM45 174H49V173H44V175ZM101 174V175H100ZM162 174V175H161ZM41 176H39V177H45L44 175H42V174H40ZM52 175H54V174H51V175H49V177L50 176H52ZM74 175H75V173H74ZM94 175V174H93ZM120 175V174H119ZM121 175H122V173H121ZM200 175V174H199ZM205 175H207V176H205ZM12 176H14V175H12ZM20 176V175H19ZM23 176V175H22ZM30 176V175H29ZM78 176V175H77ZM83 175H82V173L80 174V177L79 178H81ZM1 177H3V176H1ZM0 177V178H1ZM27 177V176H26ZM25 177V180L28 178H26ZM34 177V176H33ZM37 177V176H36ZM48 176H46L45 178H47ZM165 177V176H164ZM195 177V176H194ZM8 178V177H7ZM10 178V177H9ZM13 178V177H12ZM35 178V177H34ZM197 178H198V176H197ZM1 179H3V178H1ZM31 179L32 178H30L29 180H27L30 184L35 180V179H33L32 180V182H31ZM37 179V178H36ZM49 179V178H48ZM52 179V178H51ZM66 179V178H65ZM77 179V178H76ZM19 180V179H18ZM39 180H41V179H39ZM38 179L36 180V183H38L37 181H39ZM44 180H46V179H44ZM50 180V179H49ZM3 181H6L5 179L3 180ZM3 181H1V184H2V182ZM7 181H9V179L7 180ZM15 181V180H14ZM23 181V183H24V179L22 180ZM52 181V180H51ZM50 181V186H49V183L47 184V186H49L50 188L52 187V189L51 190H54L53 189V184H55V182L54 183H52ZM56 181V180H55ZM62 181V180H61ZM77 181H78V179L76 180V183H77ZM87 181V180H86ZM10 182V181H9ZM35 182V181H34ZM40 182V181H39ZM42 184H44L45 185V183L44 182H46V181H43V179H42ZM49 182V181H48ZM57 182H59V181H57ZM64 182V181H63ZM4 183V182H3ZM22 183V182H21ZM27 183V182H26ZM26 183H24V186L26 185ZM29 183H27V184H29ZM67 183V181L64 183V184H66ZM68 183H69V181H68ZM67 183V184H68ZM78 183V184H79ZM212 183V182H211ZM6 184H7V182H6ZM12 184H14V183H12L11 182V186H12ZM15 184H17V183H15ZM19 184V183H18ZM42 184H40L39 183V185H37V184H32L33 186L32 187H34V192L36 193H34L33 192V190H31V194L30 195H33V193H34V195L32 196V197H30L29 195H25V197H23V195L21 196L22 198H26V196H28L29 198L28 199H23V200H25V201H27V205L28 204H30L29 206L30 207H33V209H34V211H35V216H33V217H30L29 216V214L27 215V217L25 216L27 213L23 210L22 212H25L26 214L24 215L23 213H21V214H23L25 217H24V219L23 220H19V221H16V222H23V224L26 226V227H28V226H44V223L46 222V219L48 218H50V217H48V215H47V212H48V210L46 209V207H48V206H46V203L47 204H52V201L50 202L49 200L50 199H48V201H49V203H48V201H47V196H49V198L52 196V192L53 191H51V190H48V193H49V191H51L49 194L51 195H47L46 194V192L45 191H47V190H42L41 188H39L40 187V185H42ZM52 184V185H51ZM71 184H72V181H71ZM77 184V185H78ZM181 184H182V182L180 181V180H176V182L175 183H172L171 184V186H170V188H169V190L170 191H175L179 186H181ZM9 185V184H8ZM19 185H21V184H19ZM23 185V184H22ZM73 185H75L74 183H73ZM23 186V187H24ZM39 186V187H38ZM46 186V187H47ZM4 187H8V186H4ZM15 187H16V185H15ZM18 187V186H17ZM17 187L15 188L16 189V191L18 192V190H17ZM27 187H29V186H27ZM31 187V186H30ZM31 187V188H32ZM36 187H38V188H36ZM41 187H43V186H41ZM45 187V186H44ZM55 187V186H54ZM73 187V186H72ZM76 187V186H75ZM103 187H105L106 189L108 188V189H110V192H105L106 194H108L107 195V203H110L111 205V207L110 208H108V206L106 205V203H105V201L103 200V201H101V199H103V198H101L100 196V194H101V191H102V189H104ZM168 187V186H167ZM6 188H4V190L6 189ZM22 188V187H21ZM21 188L19 187L18 189H20L19 191H22L21 190ZM26 188V187H25ZM24 188V189H25ZM58 188H59V186H58ZM57 188V189H58ZM62 188H65V186L64 187H62ZM11 189V188H10ZM15 189H13V191L15 190ZM23 189V190H24ZM28 189L29 188H27V192H30V191H28ZM43 189H45V188H43ZM48 189V188H47ZM56 189V188H55ZM57 189H56V191H57ZM60 189V188H59ZM66 189V188H65ZM67 189H68V187H67ZM1 190V189H0ZM70 190V188L68 189V191ZM168 190V191H169ZM210 190V189H209ZM11 191V190H10ZM16 191H14V193L16 192ZM59 191V190H58ZM67 191V192H68ZM73 191H74V189H73ZM16 192V193H17ZM27 192H24V193H27ZM63 192V191H62ZM165 192V191H164ZM2 193V192H1ZM4 193V192H3ZM8 192L6 191V194H7ZM19 193V192H18ZM55 194H56V192H54ZM64 193V192H63ZM69 193V192H68ZM20 194H23L22 192L21 193H19V196H20ZM27 194H29V193H27ZM1 195V194H0ZM4 195H5V193H4ZM17 196H18V194H16ZM64 195V194H63ZM6 196V195H5ZM17 196H16V198H14L15 200L14 201H16V199H17ZM18 196V197H19ZM54 196V195H53ZM64 196H66L67 197V195H64ZM103 196V195H102ZM9 197H12L11 196V194H10V196ZM14 197V196H13ZM65 197V199H67ZM1 198V197H0ZM21 198V199H22ZM67 199V201L69 202V200L71 201L72 199ZM74 198V199H75ZM101 198V199H100ZM7 199H9L8 197H7ZM20 199V202L22 201ZM52 199H53V197H52ZM56 199H57V201H58V198H55V201H56ZM73 199V200H74ZM105 199H106V196H105ZM12 200H13V198H12ZM54 200V199H53ZM101 202H104L105 204H102L101 205V203H100V201ZM2 201V200H1ZM10 201L11 200H9V203H10ZM66 201V200H65ZM23 202V201H22ZM21 202V203H22ZM72 203H73V201H71ZM71 202H69V203H71ZM3 203V202H2ZM23 203H25V202H23ZM61 203H63V202H61ZM60 203V204H61ZM6 204H8V202L6 203ZM25 204V205H26ZM22 205H24V204H19V206H22ZM52 205H54V204H52ZM55 205H58L57 204V202H55ZM107 206V207H103V206ZM253 205V204H252ZM4 206V205H3ZM11 206V205H10ZM16 206H18V204L17 205H15V207ZM59 206V205H58ZM58 206H55V209H54V211H56V212H58L57 210H60L59 209V207ZM61 206V205H60ZM66 206V205H65ZM100 206H102V207H100ZM14 207V208H15ZM22 207H24L25 208V206H22ZM50 207H51V205H50ZM57 207H58V209H57ZM63 208H64V206H62ZM68 207V206H67ZM8 208V207H7ZM10 208V207H9ZM17 208H19V207H17ZM62 208V209H63ZM249 208H250V206H249ZM1 209H3V208H1L0 207V210ZM6 209V208H5ZM27 209V208H26ZM32 208H31V210H33ZM57 209V210H56ZM89 209H95V211L97 212V213H95V214H97V215H92V213L91 212H87ZM18 210V209H17ZM20 210V209H19ZM50 210H52V208H50ZM64 210V209H63ZM251 210V209H250ZM9 211V210H8ZM12 211V210H11ZM62 213H63V211L62 210H60ZM65 211V210H64ZM6 212V211H5ZM29 212H31L30 210H29ZM52 212V211H51ZM1 213V212H0ZM15 213V212H14ZM19 213H20V211H19ZM18 213V214H19ZM55 213V212H54ZM53 213V214H54ZM62 213H60V214H62ZM94 213V212H93ZM50 215H51V213H49ZM68 214V213H67ZM247 214V213H246ZM245 214V215H246ZM2 215V214H1ZM0 215V216H1ZM8 215H9V213H8ZM8 215H6V218H7V216ZM16 215H17V213H16ZM31 215V214H30ZM56 215H57V213H56ZM56 215H54V216H56ZM64 214H62L61 216V218H63L64 216H63ZM15 216V215H14ZM18 216V215H17ZM21 216V215H20ZM19 216V217H20ZM54 216H52L51 215V219L54 217ZM59 216V215H58ZM57 216V217H58ZM71 216H73V215H71ZM75 216V215H74ZM252 216V215H251ZM11 217V216H10ZM13 217V216H12ZM23 217V216H22ZM67 217V216H66ZM66 217H65V220H67L66 219ZM146 217V216H145ZM9 218V217H8ZM8 218H7V220H8ZM76 218V217H75ZM4 218H3V216H2V219L0 218V221L1 220H3ZM47 219V220H48ZM54 219L55 218H53L52 220H53V222H52V224L54 223V225H55V223H57V222H54ZM57 219H59V218H57ZM55 220V221H58V220ZM64 219V218H63ZM70 219H72V218H70ZM60 220V219H59ZM64 220V221H65ZM69 220V219H68ZM67 220V221H68ZM76 220V219H75ZM85 220V219H84ZM4 221H5V219H4ZM9 221V220H8ZM10 221H12V219L10 220ZM49 221V220H48ZM66 221V222H67ZM87 221V220H86ZM89 221V220H88ZM93 221V222H94ZM16 222H7L6 223V221L3 223V225H2V222L0 223L1 224V226L3 227V228H1V229H5L6 230V228L7 229H9V227H15V224H17ZM50 222V223H51ZM60 222V221H59ZM63 222V221H62ZM65 222V223H66ZM91 222V221H90ZM15 223V224H14ZM48 224H49V222H47ZM46 223V225H48ZM68 223V224H67ZM66 224L67 225H65V227L67 226V228H71V227H73V226H71V221L70 222H67ZM23 224H21V225H23ZM64 224V223H63ZM76 224H79V221L77 222L76 221ZM81 224V223H80ZM59 226H60V224H58ZM68 225H70L69 227H68ZM72 225H74V224H72ZM82 225V224H81ZM85 225V224H84ZM91 225H93L92 224V222H91ZM90 225V226H91ZM18 226V225H17ZM25 226H24V228H25ZM35 226V227H36ZM56 226H57V224H56ZM64 226V225H63ZM77 226V225H76ZM83 226V225H82ZM94 226H95V222H94ZM35 227H34V229H35ZM40 227V228H41ZM51 227H53V225L51 226ZM55 227V226H54ZM53 227V228H54ZM80 227V226H79ZM78 227V228H79ZM85 227H87V224L84 226V230H85ZM98 227V226H97ZM96 226L94 227V228H97ZM19 228V227H18ZM22 228H23V226H22ZM31 227H29L28 229H30ZM37 228V230L36 231H38L39 229H38V227H36ZM44 229H45V227H43ZM53 228L52 229H50L49 228V226H48V228L47 229H49V231L50 230H52L53 231ZM58 229L60 228V227H57ZM61 228H64V227H62V225H61ZM67 228H65V229H67ZM69 228V229H70ZM74 228V227H73ZM13 230H16V231H18V229H17V227H16V229H14V228H12ZM11 229V230H12ZM58 229H56V231L58 230ZM68 229V230H69ZM80 229H83V227H81V228H79V230ZM90 229V228H89ZM88 228H87V230H89ZM4 230V231H5ZM10 230V231H11ZM26 230V229H25ZM24 230V231H25ZM31 230V229H30ZM29 230V231H30ZM35 230H33L32 229V231H35ZM62 230V229H61ZM2 231V230H1ZM20 231V230H19ZM44 231V230H43ZM48 231V230H47ZM55 231V230H54ZM63 231V230H62ZM93 231V230H92ZM91 231V232H92ZM39 232V231H38ZM46 232V231H45ZM68 232H72V231H68ZM73 232H75V231H73ZM72 232V233H73ZM79 232V231H78ZM88 232H90V231H88ZM90 232V233H91ZM47 233V232H46ZM79 233H81V232H79ZM86 233V232H85ZM89 233V234H90ZM93 233V232H92ZM40 234H41V232H40ZM44 235H45V233H43ZM3 238V237H2ZM251 239V238H250Z\"/></svg>",
	"mask_w": 264,
	"mask_h": 264
}]
</instances>
